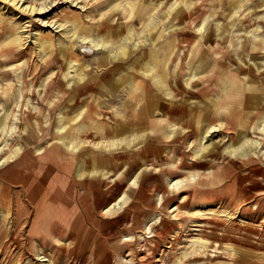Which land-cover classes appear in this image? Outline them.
Returning <instances> with one entry per match:
<instances>
[{"label": "rangeland", "instance_id": "obj_1", "mask_svg": "<svg viewBox=\"0 0 264 264\" xmlns=\"http://www.w3.org/2000/svg\"><path fill=\"white\" fill-rule=\"evenodd\" d=\"M232 1L238 3L233 9ZM177 10L181 14L175 17ZM218 11L223 19L226 15L224 21ZM188 21L184 34L169 31ZM226 22L239 42L238 52L215 47V79L228 78L224 68L246 66L244 58L252 74L264 76V0H0V264H264V104L261 115H254L251 134L242 138L249 146L244 154L229 144L224 123L217 120L199 140L191 138L176 149L172 155L181 169L165 178L147 170L171 165V155L159 146L128 155L138 133L121 126L130 119L112 116L110 106L118 110L119 97L106 95L156 92L172 99V56L166 64L157 59L153 71L140 70L153 52L161 54L167 46H182L191 60L198 42L221 39ZM153 24L149 42L145 34ZM244 39L251 46L257 43L253 58L241 53ZM122 42L127 49L123 59L96 64L98 56L110 48L116 52ZM231 54L235 64L227 67ZM135 59L138 91L122 80L133 72L127 66ZM110 81L117 90L110 89ZM213 97V89L196 93L203 103ZM80 106L86 110L74 120L73 110ZM231 107L243 108L238 101ZM247 117L242 124H248ZM61 121L66 123L62 131ZM99 122L106 127L101 130ZM118 123L115 151L121 155L100 166L102 174L93 172V183H87L76 175L77 163L96 170L93 155L111 152L108 133ZM161 123L169 129L177 125ZM80 126L87 131H77ZM55 134L76 137L69 172L57 165L68 157L63 151L46 154ZM59 142L71 145L69 138ZM202 143L204 150L196 152ZM217 146L233 162L198 158ZM189 151L192 155L185 154ZM155 155L161 156L158 161ZM182 157L197 170L194 178H181L189 168L181 166ZM160 183L165 198L156 190ZM70 214L77 217L69 224Z\"/></svg>", "mask_w": 264, "mask_h": 264}, {"label": "bare ground", "instance_id": "obj_2", "mask_svg": "<svg viewBox=\"0 0 264 264\" xmlns=\"http://www.w3.org/2000/svg\"><path fill=\"white\" fill-rule=\"evenodd\" d=\"M230 6H231V9H233L238 6V3H235L232 1ZM216 12L217 11H213L210 13V15H213ZM180 14H181V11H178L175 14V17L179 16ZM217 16L219 19H223L222 16L219 15V11H218ZM225 19H226V15L223 21ZM227 22L223 26L221 39H215V38L212 39L208 37L202 42H198L196 44V47L190 50L193 53L191 60H189L190 57L186 58L188 50L181 51L182 46H178L176 49L167 46V47H162L164 51L161 52V54L153 52L152 58L149 59V61H147L145 64V69L140 70V72L142 71L141 73L143 74H146L149 71H153L154 66H155V61L157 59L160 60V63L162 62L166 64L169 62V57L172 56V60L175 61L174 66H173L175 80L173 81L174 84H171V89L172 91H174V97H172V99L170 100L166 99L165 96L169 95V93L167 94H161V93L159 94L156 92L155 93H129L126 96H123V94L120 96L118 93H106L107 96L114 95L115 97H119V101H120L119 109L113 110L114 106L116 105L110 106L111 108L110 112L112 116L114 118L119 117V120L123 117L126 119L127 118L130 119L124 125L122 123H121L122 125L121 124L120 125L126 129L127 128L129 129L131 127L130 133L132 134L133 132L138 133L137 135L134 136V138H137V141L134 142L133 146L131 147L132 149L126 150L128 152L127 153L128 155L129 153L132 154L134 152H142V150H144L145 148L149 149V146H152V147L159 146L160 152L161 151L166 152L167 155L169 156L171 155L168 161L169 163H171V165H165L166 164L165 162L162 165L160 161V164L162 166L152 165L150 169L147 170L155 177H159V175L165 178L176 177L175 176L176 173L181 168L180 166L177 165L172 154L176 151V149H179L181 145L187 144L189 139L195 137L199 140V137L202 136V134L205 131L206 132L208 131L207 126L209 125L215 126L217 120L224 123V126L226 127L225 135H227L228 139L231 140L229 144L235 145L234 147L235 149L236 148L238 149V147L242 148L240 153H238V155L244 154L249 149L248 148L249 146L245 147L246 143L244 144V140L242 141V138L245 137L246 135L249 136L251 134L250 130L251 128L252 129L254 128V123H252L255 117L254 115H261L262 113L260 108L264 104V76L263 75L255 76L254 74H252L251 65H249V63H247L244 58V62L246 63V66L237 65V67H235L234 70H232L231 68H224L223 72L228 75V78L227 77L220 78V80L218 78L215 79L214 74L219 69V65L217 63L219 59L215 55H213L215 51V47L218 45L224 46L225 48L230 47L235 52H238L239 42L235 39V36L231 32H229L230 28L226 25ZM183 24L185 25H182L180 26V28H176V29L172 27L171 30L169 31L170 32L176 31L175 33H178L176 35L184 34L183 33L184 30H186L189 27V21L187 23L183 22ZM263 26H264V23H263ZM154 27H155V24L147 26L145 37H146V40L149 42L153 39L150 34ZM178 29L179 31H177ZM100 44L107 45L105 42H101ZM257 47H258L257 43H255L254 46H251L250 42L244 39L241 44L240 50L244 56L246 55V56L253 58V56H255V54L257 53V50H256ZM112 49L113 48H110L109 50L104 52L102 55L98 56L96 58V64L99 66H105L107 62L112 63V61H114L117 57L118 59H123L125 52L127 51L126 45L124 44V42L120 44V48L116 49V52L113 51L112 53L111 52ZM234 58L235 57H233V55L231 54L230 63L227 64V67H230L229 65H231L232 63L235 64ZM70 60L71 59H69V61ZM136 61L137 59L133 60L127 66L129 69H132L133 72H130V71L126 72L125 73L126 76L122 78L123 83H127V85L132 87L134 91H138L139 84H140V81L137 79L138 77L135 73L136 72V66H135ZM160 73L163 74V71L161 69L158 70V74ZM242 74H245V76L246 75L249 76L248 81L244 80V78L241 79L240 76ZM155 77H156L155 81H157L159 77L157 75ZM212 77H214V79ZM212 80H217V81L212 82ZM158 81H160V79ZM238 81L239 83L235 84V82H238ZM226 82L229 83L228 88L224 86L223 84ZM184 83L189 85L190 87H186ZM108 85L111 90L118 89V85L114 81H110ZM204 88L213 89L215 91L216 97L215 98L213 97L210 99V101H206L203 103V102L196 100L197 99L196 93L200 92ZM79 97L80 96L78 95L77 98ZM95 101H96L95 106L97 107V109H99L101 107L99 103L100 102L99 97ZM237 101L240 105H242L244 109L238 108V109H241L240 111L233 110V109L231 110L232 108L231 105ZM83 104L84 103L81 102V105ZM79 105L80 104H78L77 107H79ZM250 107L251 109L248 110V108ZM83 110L84 112L86 110L84 106H80V108L76 110L74 109L73 111L74 112L77 111V113L74 115L75 117H73V119L74 120L77 119L78 115ZM100 111L102 113L103 110H100ZM246 116H248L247 125L245 123L242 124V120H244ZM163 120H166L167 123H170V124H174V125L177 124L178 126L176 125L174 129H169L166 126L162 128L161 121ZM102 121L106 123L104 119H102ZM3 123H4L3 119L0 118V125ZM65 124L63 125L61 121V123H59L58 125V129L59 130L64 129ZM120 125L118 123L117 125H113V127L112 126L110 127L112 129L108 133V137L111 138L110 139L111 141L109 142V151L111 152L94 153L93 158L96 160V163H97L96 170L85 169L82 163L80 164L77 163L75 167V173L79 178H85L84 180L87 183H93V180H91L89 176L90 175L93 176L92 175L93 172L100 174L101 169H98L100 168V166H105L106 164L114 162L115 158L121 155L122 151H115V149L118 148V147H115L116 145H118V143H116L118 138H115V133L118 132V128L120 127ZM98 127L102 130L103 128L106 127V125L99 122ZM86 128L87 127L85 126H80L77 129V131L86 132L87 131ZM101 130L96 129L95 132L98 133L100 137L102 136L106 137V133L105 134L102 133ZM231 133L233 134L232 136H230ZM52 138L56 140H54L53 142L51 141L52 150L47 152L46 154L48 156L52 152H54L52 155L56 156L58 151H63L65 155H67L68 157H65L64 159L60 161L58 160L57 165L61 167L62 169H64L66 172H69L72 168L71 158H73L76 152L75 150L78 148V146L75 144L76 137L68 136V135H63V136L58 135L57 136V134H55V136H53ZM67 138H69L71 145L66 146L65 144L66 142H59V140L62 141ZM112 145L114 146L110 147ZM242 146H244V148ZM122 148L126 149V146L124 145L122 146ZM204 148H205V144L202 143L198 146V150H196V152L203 151ZM150 152L151 151H149V153ZM14 154L15 152H13L12 158ZM185 154L192 155L190 151ZM227 156L228 155L224 154L223 151L220 150V147L217 146V147H212L208 149L207 152H202V154L198 158L200 160H212L213 162H219V161H223L224 159H227L228 158ZM159 157L161 156L155 155L154 161H158ZM228 159L230 160V162H233L231 158H228ZM245 160L252 161V160H255V158L252 156H247L245 157ZM1 164L2 162L0 163V166ZM138 164H140V162H138ZM183 165L184 167L186 166L189 168L188 169L186 168L187 172L183 173V175H181V178H187V179L194 178L197 170L191 169V166L187 162L185 157H182L181 166ZM131 166L132 168H135V164L132 163ZM155 169H157L158 172H156ZM147 171H144V172L148 173ZM27 175L29 176V173ZM189 184H190V181H188L187 185ZM142 189H145L143 185L141 187V190ZM156 190L160 192L163 197L165 196L166 190L163 184L161 183L159 185L157 184ZM88 211L90 212L89 208H88ZM76 217L77 216H73L72 214H70L69 219H68L69 224L72 223V218H76ZM157 224L158 222L155 221L153 225L151 226V229L154 230Z\"/></svg>", "mask_w": 264, "mask_h": 264}]
</instances>
